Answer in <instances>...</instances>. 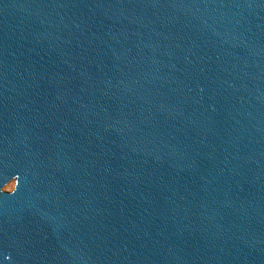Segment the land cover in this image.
<instances>
[{
  "label": "water",
  "instance_id": "1",
  "mask_svg": "<svg viewBox=\"0 0 264 264\" xmlns=\"http://www.w3.org/2000/svg\"><path fill=\"white\" fill-rule=\"evenodd\" d=\"M0 264H264V0H0Z\"/></svg>",
  "mask_w": 264,
  "mask_h": 264
}]
</instances>
